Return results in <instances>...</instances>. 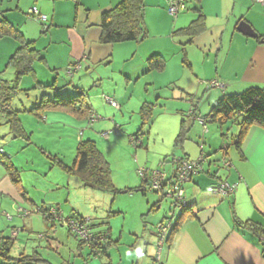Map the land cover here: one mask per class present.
<instances>
[{"label":"crops","instance_id":"0c3cea01","mask_svg":"<svg viewBox=\"0 0 264 264\" xmlns=\"http://www.w3.org/2000/svg\"><path fill=\"white\" fill-rule=\"evenodd\" d=\"M121 1L77 0L75 4L70 0H0V21H6L22 38V41L31 44L37 52V59L32 65L33 72L28 75L35 80V87L37 89L49 87L47 84L37 82V70H43L51 76L52 90H62L66 95L60 97L56 94L54 98L56 96L60 99L70 98L82 94L88 107L95 113L103 115L102 121L105 122L102 130L110 129L111 126L106 118L109 114H107V104L103 100L104 95L111 97L121 107H129L134 100L138 107L139 120L142 107H151L152 118L154 108L160 107L159 100L163 99L167 103L173 99L172 96L166 94L168 87L173 85L176 89V83L186 75L191 76L195 82L190 83V86L181 87L180 92L185 93L183 89L188 87L191 88L190 91H195L192 96L187 95V99L190 98V103L191 101L194 103L193 111L194 115H197L196 118L206 117L211 107L225 95L240 94L253 87L264 91V42H258L257 37L251 38L237 31L238 24L244 22L257 36L264 37V2L183 0L186 10L173 18L167 12L172 0H143L146 39L140 43L101 44L99 27L101 15ZM31 8H36L42 16H45L46 22L42 24L33 20L28 14ZM186 11L191 13H185ZM193 22H198L199 25V33L196 36L175 34L177 31L186 29ZM17 48H19V42L13 37L0 36V66L5 65V70L11 69L7 67V63ZM84 55L88 58L82 61L80 69L69 77L66 69L80 61ZM151 56H159L164 60V70L147 72V60ZM179 60L186 71L180 68ZM197 67L200 69V74L196 72ZM206 68L211 71L205 73ZM5 70H0L1 79ZM212 80L225 83V90L205 91L203 89L204 93L197 99L198 89L201 88L203 81ZM141 83L142 89L139 91L138 86ZM89 86L92 91L86 93V90L89 91ZM149 96L155 99L154 104L148 102L150 101ZM178 101L180 100H173L172 104L179 107ZM188 102L186 104L189 107ZM202 106L208 107L204 115L199 113ZM177 111L183 112L179 109ZM59 112L75 118L77 122L85 120L84 115L79 117L69 112ZM27 114L20 113L19 121L29 137V142L19 139L24 144L17 143L18 150L11 151L0 146L6 155L10 153V161L16 168L20 179V185L17 188L0 165V241L9 238L11 230L16 228L32 233L33 227L39 224L47 233L55 226L42 215H40L41 220L40 218L28 219L34 209L52 208L54 202L42 198L43 196H35V193L24 185L21 178L22 167H26L35 179L38 176V170L29 162L30 158L26 155L23 158L18 156L19 152L24 151L25 153L28 146L33 144L31 135L34 132L28 130L30 128L27 129L28 126L25 124L32 126L33 123L29 116L32 114ZM46 115L47 113L44 114L43 120L41 119L42 122L47 119ZM33 117L38 121V118ZM113 119V124L118 122L115 118ZM181 126L186 130L185 134L180 142L176 143V139L174 140V149L170 154L165 152L166 150L149 148V140L145 146L141 140L136 149L132 150L128 147L134 160L138 154H143L142 163L146 166L149 165L148 161L154 157L158 159L157 163L160 166L161 163H166L174 156L196 160L199 154L203 153L206 157L203 171L183 186L185 208H188L186 219L170 241L166 239L170 235V229L173 228L181 208L177 207L178 214L174 221L167 220V218L160 221L159 224L170 223L165 240L160 248L159 241H157V250L153 252L154 254L148 253L145 248L143 255L152 257L150 264H264V246L261 239L249 227L243 225L246 222L257 225L264 233V130L252 127L240 150L235 151L234 149V157L229 154L230 144H228L224 153L231 166L223 168L220 163L224 156L221 151L222 135L225 134L222 128L214 129L212 132L209 129L208 134L211 140L206 142L205 135L201 134L200 126L195 125L193 121L187 126L181 120L177 136L181 131ZM0 127H5L6 135L11 136L5 119L1 115ZM36 128H39L38 125ZM73 129L69 150L71 149L75 156L76 149L83 140H81L80 133L77 135L76 129ZM197 130L200 132L199 135L196 133ZM84 134L85 132L82 137ZM88 135L91 136L88 138L96 144L104 158L103 149L107 153L122 139H117L115 136L114 139L98 140L97 137L95 138V133ZM11 140L15 139L11 136ZM36 147H39V153L45 159H48V156L59 159L58 152L52 153L55 150H47L42 144ZM54 149L57 151L58 148ZM139 161L136 160V163ZM169 166L164 165L163 168L168 170L171 167L172 169V165ZM51 168L50 165L49 172ZM132 171L133 169L130 170ZM171 173L172 170L168 172V174ZM38 181L39 178L37 183ZM65 182H68V179ZM223 182L236 185L233 195L222 197L219 194L208 192V188ZM26 183L30 182L26 181ZM46 183V185L43 183V189H52V186L48 185L49 182ZM64 185L67 186V184L57 182L52 190L60 191ZM30 187L35 190L33 186ZM55 207L60 208L58 204H55ZM19 209L29 211L30 214L23 217ZM6 215L11 219H7ZM92 223L93 230L97 233L109 229L110 245L117 243L113 241L109 226L104 228L96 221ZM153 234L157 237V230L154 229ZM38 239L48 241L47 237L41 235ZM148 241L146 240V243ZM110 245L102 255L107 259L103 260L102 264H113L108 257Z\"/></svg>","mask_w":264,"mask_h":264},{"label":"rangeland","instance_id":"374dc122","mask_svg":"<svg viewBox=\"0 0 264 264\" xmlns=\"http://www.w3.org/2000/svg\"><path fill=\"white\" fill-rule=\"evenodd\" d=\"M185 13L191 12L186 11ZM181 56L182 55L180 54V57ZM180 60L179 66L181 69L185 70L180 64ZM0 70H5V65L2 67L0 66ZM39 71L37 70V82H42L43 84L52 86L53 83L51 76L43 70ZM210 71V69L206 68L205 73ZM196 72L200 74L199 67H197ZM13 77L14 75L12 69H7L2 74V79L6 80L9 84L12 83ZM193 82H195L194 79L191 76L186 75L181 78L180 82L178 81L176 83V87L178 89L176 87V89H174L173 85H170L166 94L170 97L172 96L173 99L167 103L163 99L162 101L159 100L160 102H158L160 103V107L154 108L150 123L143 126L140 124L141 119L139 120L137 113L138 107H136L137 105L133 100L134 98L132 99L133 102H131L129 107H121L118 103L120 106L118 110L113 109L110 105H107V114H109V116H106V118L110 121L111 126L110 129L104 130H102V125H104L105 122L102 121L103 115L98 113H96L98 118L93 123L89 122L88 117H86L82 122H77L75 118L59 111L46 112L47 119L43 122V119H38V122L32 115L27 114L30 116L33 123L32 126L25 123L26 126H28L27 129L30 128L28 130H32L34 132L33 135H31V141L33 144L28 146L27 150H25V153L27 154L22 151L18 153V156L19 158H23V156L26 155L30 158L29 162L36 170H38V176L35 179L31 173L27 171L26 167H22L24 170L22 169L23 172L21 174V178L24 185L29 188L31 192L35 193V196H43L42 198L54 202L52 208H58L55 207V204H58L60 207L58 208V211L64 219L74 215L96 221L101 227L104 226V228L105 226H109L112 232L113 241H117L116 244L110 245L108 250V257L111 259L113 264L152 263V257L150 255H147L146 257V255L144 256L143 254L145 248L147 249V252L151 254L157 250L158 238L153 234L154 229L157 230L159 222L164 218L174 221L178 214L177 207L174 206L171 201L160 198L152 192L148 186L142 183V180L138 175V171L141 169L148 171L158 170L170 175L168 172H170V170L173 172L174 169L172 160L179 156H174L166 163H161V166L157 163V158L154 157L153 159H150L149 157V165L146 166L142 163L143 154H138V157L136 156L134 160V158L131 157L128 147L133 150L139 147L141 140H143L144 146L149 140V148L155 147L161 150H166L165 152H168V154L172 153V150L174 149V140L178 134V128L181 120H183L187 126L189 125V122L193 121L195 125L200 126L202 134V126L196 119L197 115H194V103H192V101L190 103V98L187 99V95L192 96L195 91H190L191 88L188 87L187 89H183L185 93L180 92V89L182 90L181 87L187 85L190 86V83ZM210 82L211 81H203L201 88L198 89L199 96L197 99L200 98L202 93H204V90H225V83L218 81L225 86L221 89L209 88L208 84ZM64 87L67 89L69 88L68 86ZM141 89L142 83L138 86V90L141 91ZM91 91L92 89L89 86V91L86 90V93ZM149 91H151V89ZM56 94L60 97L66 96L62 90H52V88L37 89L35 87V80H33L31 76L24 77L21 81L19 89L12 97L11 106L13 110L24 113L22 111L34 108L43 96L52 100ZM149 98L150 101L148 102L154 104L155 99H152L150 96ZM173 100H180L178 101L179 107H175L176 105L172 104ZM187 101H189V107L186 104ZM207 108L208 107L203 106L200 107L199 113L204 115L205 110H208ZM178 109L182 110L183 114L178 112ZM27 115L26 117H29ZM113 118H115L118 122L113 124ZM198 118L204 117L199 116ZM238 122L239 119L236 118L231 123L222 127V131L225 133L226 137H223L221 147L223 144H230L229 154L231 157H234L235 155L234 148L231 143L233 141L232 136L236 134ZM37 125L39 128H36ZM116 126L118 127L117 129ZM73 128L76 129L75 132L77 135L80 133L81 140L83 141L90 140L88 137L91 136L88 134L92 133H95V138L97 137L96 139L98 140L107 138L114 139L115 136L117 139L122 138L121 142H118L117 145L112 147L111 150H108L107 153L105 149H103L105 158L110 164L113 185L117 192L112 193L110 191L99 190L92 187H84L78 178L74 176H66L56 166H53L49 159H45L39 153V147L37 148L36 146L42 144L45 148H47V150H55L52 151V153L58 152L59 160L67 166H70L74 157L73 151H71V149L69 150V146H71L70 142L72 141ZM218 128L219 127L215 124L207 122L208 131L202 134L205 135L206 142L211 140V136L208 134L209 129H211L212 132L214 129L217 130ZM115 130L117 131L115 132ZM6 131L5 127H0V146H2L5 150L9 149V151L18 150L19 146H17V143L24 144V142L19 139L11 140V136L6 135ZM84 132V137H82ZM196 133L199 135V130H197ZM4 134L6 136H4ZM133 139L137 141V143L135 142V145L131 144V140ZM55 147L58 148L57 151L54 149ZM99 148L102 149V147ZM52 153L51 155H55ZM7 155L9 156L10 153H7ZM136 160H140L139 163H136ZM163 164L165 166L172 165V169L170 166V169H164ZM50 165L52 166L51 172L48 171ZM131 169H133L132 172H130ZM38 178L39 181L37 183ZM66 179H68V182H65ZM26 181H29L30 183H26ZM46 182H49L48 185L52 186V189L56 186L57 182L60 184H67V186L64 185L60 191L48 188L45 190L43 189V183L46 185ZM30 186H33L35 190H32ZM136 188H142V191L133 192V189ZM126 190H131V192H127ZM10 213L12 214V212ZM40 215V213H32L28 219L31 220L40 218L41 220ZM53 225H55L54 228L47 233H45L39 224L38 226L33 227L34 230L32 233H28V231H21L20 228H16L20 231L18 232L16 238L13 237L15 238V242L10 256L17 258L20 253H24L27 256L34 255L40 259V261L36 262V264H102L104 262L103 260H107L104 256L97 259L90 257V255L87 256L89 250L86 247L79 245V242L69 234L65 225H62L57 221H54ZM6 230L7 229H5V231ZM39 235L47 237L48 241H40L38 239ZM146 240H149L148 243H146ZM48 246L50 248H48ZM137 249H139V255H137ZM0 264H3L1 259Z\"/></svg>","mask_w":264,"mask_h":264},{"label":"trees","instance_id":"16d2710c","mask_svg":"<svg viewBox=\"0 0 264 264\" xmlns=\"http://www.w3.org/2000/svg\"><path fill=\"white\" fill-rule=\"evenodd\" d=\"M198 26V22H193L189 27L177 31L175 34L189 37L196 36L199 33ZM99 27L101 31V44L113 45L125 42H142L147 37L143 22V0H122L119 4L110 10L105 11L101 15ZM5 35H9L17 40L19 42V48H17L7 63V67L14 71V79L12 83L9 84L7 81L0 78V115L5 119L9 132L14 139H22L29 142V137L23 130L19 121V114L21 112L12 109L11 101L12 97L18 90L22 78L33 72L32 65L37 59V52L32 48L31 44L23 42L22 38L12 30L9 24L2 20L0 21V36ZM256 40L258 42H264V37L257 36ZM164 67L165 62L159 56H151L147 60L148 73L152 71L160 72L164 70ZM40 88H53V86ZM49 111H65L79 117L84 115V118H86L92 110L88 107L84 96L80 94L75 97L62 99L56 96L52 100L43 96L34 108L22 112L32 114L36 118L42 119L44 114ZM151 111V107H142V126L150 121ZM236 118L239 119V122L237 123V132L232 136V145L235 151H239L247 133L252 127L264 130V91L262 89L253 87L240 94L225 95L211 107L209 114L202 119L222 128ZM185 131L184 127L181 126V131L175 140L176 143L183 139ZM222 137H226V135L223 134ZM222 147L221 151L224 153L227 150L228 144L226 149H223ZM225 156L226 153H224V156L221 159L225 158L229 161ZM48 159L53 166H56L63 173L78 178L84 187H92L99 190L110 191L112 193L117 192L113 186L109 164L98 150L96 144L91 140L82 141L78 145L70 166H66L53 156H48ZM0 165L4 168L13 185L18 188L20 185L18 172L10 161L9 156H7L4 151L3 154H0ZM172 173L169 176H171ZM141 189L142 188L134 189L133 192L142 191ZM128 192H131V190ZM50 209L54 208H40L39 213L48 222L53 223L54 220L47 215V212ZM55 209L58 210V208ZM187 209L188 208H185V206L181 207V212L174 221L173 228L170 229V235L166 240L170 241L176 230L182 225V222L186 219ZM71 218L76 220L87 219L74 215L71 216ZM243 225L249 227L253 233L261 239L264 246V233L260 228L257 225L248 222L243 223ZM66 228L69 234L79 242L80 246L86 247L83 241L79 240L73 233H71L67 226ZM88 228L95 236L101 235L104 238L103 243L101 245L98 244L100 254L98 257L95 256L92 250L86 247L89 250L88 256L90 255V257L95 259L100 258L104 255L107 246L111 243L109 229L103 232H95L93 230L94 227L91 219H88ZM15 230L17 231L18 229L11 230V234ZM15 238L11 235V237L1 239L0 241V259L3 264H36V262L40 261L37 256H27L24 253H20L17 258L11 257L10 254L13 249Z\"/></svg>","mask_w":264,"mask_h":264},{"label":"built area","instance_id":"2783aa9c","mask_svg":"<svg viewBox=\"0 0 264 264\" xmlns=\"http://www.w3.org/2000/svg\"><path fill=\"white\" fill-rule=\"evenodd\" d=\"M256 3H263L264 0H253ZM75 4H77V0H72ZM186 10V5L183 0H172L167 8L168 14L176 18L181 12ZM28 14L30 17L39 22V23H45L46 17L42 16L36 8H31L28 11ZM88 58L87 55H84L80 61H77L73 63L71 66H69L66 69V73L69 77H72L74 73H76L80 67L81 62L86 60ZM209 88H221L223 89L225 86L222 83H219L218 81H211L208 84ZM103 100L107 105H110L113 109L118 110L119 105L116 101H114L109 96H103ZM89 122L93 123L97 120V115L94 111H91L88 115ZM199 122V124L202 126L203 133H206L208 131L207 129V122L202 118H196ZM118 127L116 126V129ZM117 130H115L116 132ZM108 134V133H106ZM110 134V132H109ZM137 141L134 139L131 140V144L135 145ZM226 144H223V149H226ZM0 154H3V151L0 150ZM206 163V157L203 154H200L196 160H188L185 158L177 157L172 160L173 164V173L171 176L160 172L158 170L154 171H148L145 169H141L138 171V175L142 182L148 186V188L154 192L156 195H158L160 198L167 199L173 203L176 207H183L185 206V197H184V190L183 186L186 183H189L191 179L198 175L200 172L203 171V166ZM221 165L224 168H229L231 166V163L227 161L225 158L221 159ZM236 190V185H231L226 182L220 183L217 186L208 188V192L219 194L222 197H228L234 194ZM19 213L23 217H26L30 214L29 211L19 209ZM33 213H39V209H34ZM47 215L51 217L54 221H57L59 223H62L66 225L70 232L73 233L79 240L83 241L85 246L92 250V252L95 254V256H99V247L98 244L101 245L103 243L104 238L101 235H94L93 232L88 228V219L84 220H76L74 218H66L64 219L61 216V213L58 212L57 209H50L47 212ZM7 219H11L8 215H6ZM170 227V223L166 224H159L157 226V237H158V246L163 244L165 240L166 233ZM19 230H15L12 232V237H15L18 234Z\"/></svg>","mask_w":264,"mask_h":264},{"label":"water","instance_id":"95a60500","mask_svg":"<svg viewBox=\"0 0 264 264\" xmlns=\"http://www.w3.org/2000/svg\"><path fill=\"white\" fill-rule=\"evenodd\" d=\"M237 31L251 38L257 37V35L252 31V29L248 25H246L244 22H240L238 24Z\"/></svg>","mask_w":264,"mask_h":264},{"label":"clouds","instance_id":"9594fccd","mask_svg":"<svg viewBox=\"0 0 264 264\" xmlns=\"http://www.w3.org/2000/svg\"><path fill=\"white\" fill-rule=\"evenodd\" d=\"M137 255H139V249H137Z\"/></svg>","mask_w":264,"mask_h":264}]
</instances>
